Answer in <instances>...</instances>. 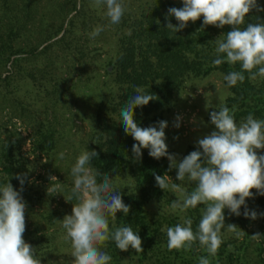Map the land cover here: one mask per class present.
Masks as SVG:
<instances>
[{
    "label": "trees",
    "instance_id": "16d2710c",
    "mask_svg": "<svg viewBox=\"0 0 264 264\" xmlns=\"http://www.w3.org/2000/svg\"><path fill=\"white\" fill-rule=\"evenodd\" d=\"M67 1L70 2L68 12L73 10L74 13L68 17L66 24L60 22L56 28L43 27L38 36L25 31L32 17L30 1H23L22 15L17 13L8 15L7 21L1 25L2 31L0 30V67H6L9 63V66L11 64L16 71L6 69L8 73L4 76L0 73V81H6L7 86L13 78L28 76L37 88L46 93L49 98V104L46 105L52 107L57 100H60L58 95L61 92L59 88L61 76L55 71L57 58L62 57L63 54L70 55L73 62L79 63L80 71H83L82 68L86 67L88 62L96 61L95 67H91L88 72V78L101 77L97 84L94 103L91 109L80 108V105L78 109L79 117L89 123L85 149L95 150L99 154L98 158L92 161V166L100 173H106L112 179L120 171L126 172L129 176V184L123 187L116 185V188L122 194L124 203L130 205V212L127 216L123 212H118L115 219L110 217L109 226L110 229L131 226L142 239L143 252L136 253L131 247L128 251H121L112 240L107 241V246L102 250L112 256L111 264H199V257L209 255L206 250L197 242L190 251L183 249L169 251L166 228L181 223L183 217H189L193 219L195 231L204 205L188 209L182 215L149 208L152 202L169 204L174 198L170 190L164 191L157 186L155 175L175 176L177 169L169 171L167 157L157 160L150 157L149 150L144 148L141 149L142 158L139 161L133 159L132 146L137 141L125 133L120 109L134 94L136 87L156 95V100L134 109L138 125L142 128L146 127L158 121L162 113L170 109L176 93L185 86L188 79L219 71L228 89L220 104H226L230 109L235 106L237 122L249 113L258 119H264V79L258 77L256 81H251L247 78L248 73L245 72L246 78L243 83L238 82L236 86L228 87L223 77L231 71L240 70L239 64L232 66L223 63L217 66L212 63L216 58L215 40L231 31L232 26L225 25L224 28L204 26L201 16L195 22L189 21L187 27L177 33L167 29L169 20L173 25L178 24L175 17L166 19L168 9L183 7V0H136L135 7L133 10L127 9L122 22L118 25L112 24L114 30L111 50L102 46L88 47V36L84 33H81V36L75 35L76 19L82 17V21L86 23V9H82L86 0H79V6L76 0ZM0 2L5 10L13 9L12 0H0ZM124 3L127 5L126 2ZM257 3L264 8V0H257ZM256 17L260 22H264V11L252 10L246 17V23L258 22ZM103 21L110 22L108 17ZM32 36L35 38L34 41ZM40 57L45 60L42 66L22 71L21 61ZM71 65L74 66V63ZM100 68L103 69L101 74ZM6 86V90L1 91L3 96L0 97V106L5 107L3 102L8 101L14 107L20 106L21 110L25 109L27 103L18 98L15 88ZM220 104L208 111L209 123H211L210 112L218 111ZM81 105L87 106L82 103ZM32 119L30 151L49 157L58 143V129L55 122L47 117L33 116ZM12 135L13 133L9 132L5 137H0V170L3 172L0 176V185L8 181L15 190L19 191L21 185L16 176L28 173L29 166L27 157L21 154V137ZM196 148L197 144H188L180 160ZM257 151L258 154H264V150ZM168 152L171 151L168 149ZM62 185L72 197L71 201L75 199L72 194L73 185L66 186L64 183ZM194 188L195 183L186 186L188 192ZM23 189L22 196L27 206L40 198L36 196L38 190L24 187ZM251 191L253 197L246 198V205L250 211L254 210L258 213V218L255 220L246 218L243 215L244 206H241L240 216L230 214L229 210L225 209V225L235 224L245 234L242 239H236L232 234H225L224 243L219 248L217 256L214 258L209 256L210 264H264V236L259 242L250 237L256 233L264 235V216L259 215L264 213V196L259 195L256 189ZM71 213L72 211L67 207L56 206L42 210L39 212V222L33 227H26L23 239L32 247H36L37 252L39 249L42 251V242H48L52 236L47 229L54 227L65 215ZM229 245L233 250H229Z\"/></svg>",
    "mask_w": 264,
    "mask_h": 264
},
{
    "label": "clouds",
    "instance_id": "9594fccd",
    "mask_svg": "<svg viewBox=\"0 0 264 264\" xmlns=\"http://www.w3.org/2000/svg\"><path fill=\"white\" fill-rule=\"evenodd\" d=\"M94 3L96 7L106 6L105 14L113 25L120 24L127 12L124 0H94ZM252 10L260 12L264 8L257 0H183V7H170L166 15V19L175 17L178 24L173 25L169 20L166 27L177 33L185 29L189 21L195 22L201 16L204 26H232L231 31L215 40L216 58L212 62L217 66L239 64L240 70L223 77L227 86L232 87L245 81V72L251 81L258 77L264 79V22L256 17L258 22L246 23ZM103 30V26H97L89 37L95 39ZM156 97L136 87L120 109L121 123L125 133L138 142L132 146L134 160L142 158L141 149L144 148L157 160L167 157L169 171L177 169L176 180L180 183H170L171 177L167 174L155 175L160 189L177 194L170 204L173 212L185 213L197 205H204L195 231L193 219L189 217H183L181 223L166 228L168 250L190 251L198 242L209 254L199 257V264H210L209 256H217L225 233L236 239H242L245 234L235 224L225 225V209L240 216L241 206H244L246 218H258L256 211L248 209L246 198L253 197L252 189L264 196V154L257 151L264 150V119L249 113L237 122L235 106L230 109L226 104H220L218 111L210 112V122L216 130L198 139L196 150L178 162L177 155L170 154L165 143L167 121L161 120L156 125L142 128L135 119L134 109L148 105ZM180 119L176 117L174 127H180ZM98 155L95 150L83 149L71 167L72 194L78 203L60 222L63 239L71 244L73 264H111L112 256L102 250L109 240L114 241L121 251H128L131 247L136 253L143 252L142 239L131 226L110 229L109 218L115 219L118 212L127 216L130 205L124 203L113 179L92 166ZM64 157L63 152L59 153V159ZM27 178V173L16 176L21 185L19 191L8 181L0 185V264H41L37 249L23 239L26 202L22 192ZM54 178L50 177V180ZM186 183H195V188L188 192L183 186ZM259 215L264 216V213ZM262 236L256 233L250 237L259 242ZM229 250H233L231 245Z\"/></svg>",
    "mask_w": 264,
    "mask_h": 264
},
{
    "label": "rangeland",
    "instance_id": "374dc122",
    "mask_svg": "<svg viewBox=\"0 0 264 264\" xmlns=\"http://www.w3.org/2000/svg\"><path fill=\"white\" fill-rule=\"evenodd\" d=\"M23 1L12 0V10H5L0 2L1 31V25L7 21L8 15H13L14 13L22 15L21 7ZM28 1L31 2L32 17L28 21L25 31L33 36H38L39 31L43 27L47 29L48 26L56 28L60 22L65 25L68 17L74 13L73 10L68 12L70 2L67 0ZM76 1L77 6H79V0ZM124 2L127 3V9L133 10L136 0H124ZM82 9H86V23L82 21V17L76 19L75 35L81 36L84 33V35L88 36V47L102 46L104 49L109 48L111 50L113 48L111 41L114 27L109 21H103L107 18L105 14L106 6L96 7L94 0H86ZM97 26H103L104 30L95 39H91L89 33ZM33 36L32 39L34 41L35 38ZM44 62V58L40 57L30 60L25 59L20 64L23 66L22 71H25L33 67L42 66ZM72 63H74V66L71 65ZM95 63L92 61L88 62L86 67L82 68L83 71H80L78 68L79 63L73 62L70 59V55L65 56L63 54L62 57L57 58L55 71L61 76L59 79L61 92L58 95L60 100H57L52 107L46 105L49 104V98L43 90L34 85L35 83L32 80L30 81V77L13 78L15 80L11 79L7 86L5 85L6 81H0V97L3 96L1 91L6 90L5 86L12 89L15 88L18 98L27 103L28 107L21 110L20 106L14 107L8 101L3 102L5 107L0 106V137H5L9 132L13 133L12 136L21 137V154L27 157L29 166L28 178L23 187L38 190L36 196L40 197L38 200L33 201L30 206L26 205V227H33L36 222H39V212L44 209H51L57 206L60 208L67 207L72 211L73 205L78 203L76 198L72 201L69 200L70 195L63 188L64 185L62 183L66 186L73 185L71 167L74 165L76 157L81 150L85 149L89 123L86 119L79 117L78 109H91L94 103L97 84L100 82L101 77L99 79L88 78V72L91 67H95ZM6 69L16 71V68L11 66V64L9 66L8 63L6 67H0L1 76L8 73ZM99 73H103L102 68L99 69ZM222 76L221 72L213 71L203 77L188 79L185 86L176 93L173 105L170 109H166L158 120L167 121L168 123V127L165 129V143L171 151L170 154L177 155L178 162L188 144H197L198 139L216 130L215 126L208 122L207 114L210 109L216 107L224 100L228 92ZM81 96L83 97L81 98ZM81 103L87 106H83ZM33 116L53 119L58 129V143L56 149L49 157L42 153L30 151ZM177 116L181 117L179 128L174 127L177 122ZM158 121L146 127L156 125ZM61 152L65 154L63 160L58 158ZM2 174L3 172L0 170V176ZM117 176H119V179H117ZM50 177L55 178L50 180ZM169 177H171L170 183H180L176 180V175ZM60 179L64 180L61 181ZM113 181L116 185L123 187L130 183V178L126 172L120 171L114 175ZM183 186L186 188L187 183ZM172 195H174L172 200H175L177 194L172 192ZM171 202L169 204L152 202L149 208L156 211L173 212L170 209ZM177 213L183 214L179 211ZM47 230L51 232L52 236L48 242H42L41 250L44 253L40 249L37 252V255L41 257V264H73L71 244L63 239L64 230L61 227V222L56 223L54 227ZM225 234L230 235L228 233Z\"/></svg>",
    "mask_w": 264,
    "mask_h": 264
}]
</instances>
